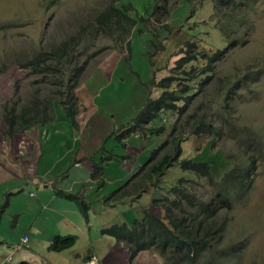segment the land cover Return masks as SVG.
<instances>
[{
  "label": "rangeland",
  "instance_id": "1",
  "mask_svg": "<svg viewBox=\"0 0 264 264\" xmlns=\"http://www.w3.org/2000/svg\"><path fill=\"white\" fill-rule=\"evenodd\" d=\"M53 1L55 0H0V144L5 142L15 156H22L24 161L19 164L23 168H28L34 163L33 167L37 168L40 165L39 158L42 161L41 169L49 168L52 162L44 158L45 154L47 155L50 150L57 151L68 144H73L77 145L73 158H76L79 146L80 159L96 154L105 157H130L135 160L133 163L122 160L119 162L116 158L112 163L106 160L105 165L112 170L114 168L112 166L117 164L115 172L124 171V180L120 179V185L132 177L140 156H147L145 150L148 148L149 139L143 135L141 137L133 135L124 142H117L114 137L105 145L104 142L116 131H120L118 134L120 137L126 134L127 129L123 128L130 129L135 126L138 114L145 108L149 98L156 99L166 90L153 74L163 78L168 74V68H174L177 59H174L173 55L185 45L186 34H194L205 42V46L214 45L223 51L222 59L218 63H212V57L209 59L210 66H214V75L206 87L207 97L211 89L213 94L215 85L220 81L228 82L229 75L246 81L249 88L242 90L245 99H240L238 105L239 124L250 127L261 139L264 137V0H248L250 6L247 16L243 17L245 24L242 30L238 24L232 26L223 24L218 27V20L222 19L225 22L226 19L222 17L223 13L214 12L212 0H160L159 3H155V0H57L54 3ZM163 1L166 3L163 4ZM127 6L132 10L134 18L137 20L144 18L148 22L147 28L140 24L135 29L131 50L125 49L124 53L105 38L97 40L93 49L90 44V52L97 55L91 59L77 86L67 81L64 89L55 87L46 73L33 75L32 67H22L36 55L50 50L62 41L72 42L69 37L85 27L88 28L91 21L99 17L101 11L111 7L124 10ZM230 16L241 17L240 14ZM221 28L228 33L233 32L234 38L231 43L236 40L237 44L244 42V46L236 45L231 49L230 45L227 47L229 41ZM180 31L183 36L179 34ZM168 37L171 39L167 42L165 50L153 56L156 52L153 48L155 44H158V50L162 49L161 45ZM88 41L85 38L81 44L78 40V45L83 47ZM150 52L152 53L149 54ZM84 61L83 56L80 64L82 65ZM114 66V71L110 75H105ZM178 67L176 65L175 70H172L175 76L182 70L177 69ZM106 79L109 80L108 84H104ZM92 86L90 91L95 93L92 101L87 100L84 104L75 102L76 106L80 107L78 119L81 125L79 129H75L66 116V106L56 101L67 98L71 92L76 95V90L79 96L82 91ZM35 95L40 97L42 105L48 107L52 122L37 125L34 130L25 132L23 136L18 135L11 141L6 139L8 126L4 107L18 103V107L23 108ZM213 105L209 101L205 102L199 95L191 105L190 114L200 115L206 106L212 110ZM216 112L229 118L233 123L237 120L231 112L222 113L218 110ZM164 120L167 121L165 126L169 130L172 123L168 111L154 119L151 126L156 127ZM227 131H229L227 140L223 141L189 138L182 145V157L174 164L184 159L210 162L211 176L217 181L221 180L225 172L233 166V162L227 160L225 156H236L233 149L235 139L231 136L230 130ZM147 132L150 133L149 130ZM122 143L125 147L121 145ZM260 147L262 150L260 148L258 150L259 170L255 186L246 202L236 205L229 216L224 242L230 245L238 244L241 248L233 264H264V140ZM168 149L174 156L171 147ZM222 150H225L227 155H224ZM9 152L6 149V155ZM163 155L160 154L159 158L161 159ZM92 163L85 161L83 165L77 162L72 164L70 169L89 170L92 169ZM77 164H80V167H76ZM27 171L31 176H37V171L31 166ZM181 179L191 185L204 199L212 197V187L206 185L205 188H201L205 184L204 180L197 181L194 174L185 172L176 165L158 180L157 187H153L134 205L127 197H122L120 204L102 210L92 204L89 220L84 217L76 203L67 200V203L52 206L53 209L61 210L65 209L64 204H68L70 207L67 208V215H64L65 223L73 226H77V215L74 210L80 212L81 222H84L86 229L79 230L74 236L83 237L77 240L85 243L83 259L94 254L95 257H92L95 264H165L164 259L153 251L142 253L131 262L127 248L111 237L104 236L101 231L107 224H120L121 216L127 223L132 224L135 222L134 218L142 217L145 210L163 218L164 210L154 206L153 200L162 196L169 197V192ZM135 182V177H132L129 183ZM107 183L110 187L112 184L117 185L118 182L113 181L111 176ZM32 185H24V192H20L14 198L13 207L24 210L20 211L19 219L25 218V212L31 216L42 215L43 218L47 216L40 205L43 203L42 199L37 202L29 196ZM130 187L135 188L132 185ZM109 191L110 189L107 191L106 188L101 193L97 192L96 196L102 193L106 195ZM118 194L116 193V196ZM100 204H103V201ZM17 218L18 216L7 218L1 225L0 230L8 238L10 228H13ZM87 221L91 224L88 225ZM37 229L41 231V228ZM90 229L95 230L89 235ZM39 237L45 240V236ZM10 238L13 239L14 236ZM31 239L30 245L37 247L38 237L32 236ZM39 246L44 247L38 248H46V242L39 243ZM72 258L74 259V256ZM196 264H200V261Z\"/></svg>",
  "mask_w": 264,
  "mask_h": 264
},
{
  "label": "trees",
  "instance_id": "2",
  "mask_svg": "<svg viewBox=\"0 0 264 264\" xmlns=\"http://www.w3.org/2000/svg\"><path fill=\"white\" fill-rule=\"evenodd\" d=\"M159 2L160 0H155V3ZM162 3L165 4L166 1ZM212 3H214V12L223 13L222 17L226 19L225 22L219 19L218 27L223 26V24L226 26L238 24L242 30L245 24L243 17L247 16V10L250 6L248 0H212ZM131 11L128 6L124 10L111 7L101 11L99 17L93 19L88 28L85 27L79 33L69 37L72 42L64 40L50 50L36 55L34 59L23 64L22 67H32L33 75L46 73L51 78V84L55 87L64 89L67 81L77 86L91 59L97 55L90 52L96 47L97 40L100 38L108 39L116 46V49L123 53L125 49L131 50V39L135 29L140 24L147 28L148 22L144 18L137 20L132 16ZM231 14H240L241 17L233 18L230 16ZM221 31L228 39L227 47L230 45V49L236 45L244 46V42L237 44L236 40L231 43L234 38L233 32L228 33L223 28ZM179 34L182 35L183 33L180 31ZM85 38L89 40L86 42L87 45L80 47L78 40L82 44ZM186 38L185 45L179 51L176 50L175 55H173V58L177 59L173 70L178 65L177 69H182L181 72L177 76L170 75L160 79V85L166 90L162 91L155 100L149 98L145 108L138 114L135 126L118 139H124L137 130L144 131L147 125L166 111H169L171 115L174 114L177 119L172 126L169 139L167 137L160 147L153 148L149 154L151 161L139 168L132 176L136 179L133 186L138 191V195L132 202L149 191V189H144L142 183L149 181V187H157L158 180L175 165H178L181 170L207 181V185L209 182L213 188L212 197L208 201L203 200L189 184L184 183V180L181 179L169 192V197L162 196L160 199L153 200L154 206L164 210V218L144 211L142 217L136 219L133 224L113 225L105 228L103 234L124 244L132 258L142 252L153 251L164 259L165 264H196L198 261L200 264H233L241 252V248L238 244H226L224 242L225 234L229 225L230 213L236 205H242L246 202L255 186L259 170L258 150L259 148L262 150L260 147L261 138L250 127L240 126L237 118L233 123L229 118L216 112L217 110L222 113L231 112L235 117L233 105L237 101L236 98L240 97L238 91L249 88V84L240 80L228 88L225 87L224 81H220L215 85L213 94L211 89L207 97L205 94L206 87L210 84L211 79L213 80L214 75V66H210L209 59L212 57V63H218L222 59L223 51L214 45L205 46V42L198 39L194 34H186ZM170 39L171 37H168L165 40L161 45L162 49L159 48L160 50L157 49L158 44H155L153 48L156 49V52L153 56H157L165 50ZM90 44L91 49H89ZM83 56L85 61L81 65L80 60ZM113 71L112 68L105 75H110ZM108 83L109 80L106 79L104 84ZM182 86L184 87L181 88ZM92 88L93 86L85 89L79 96L76 90V95L71 92L67 98H61L60 102L56 101V103L66 106V116L75 129H79L81 126L78 119L80 107H77L75 102L92 101L94 98V93L90 91ZM199 95L204 98L205 102L209 101L214 104L212 110L206 106L202 114H190L191 105ZM29 101L28 105L23 108H19L18 103L4 107L5 120L8 126L6 139L11 141L17 134L30 132L37 125L42 126L52 122L48 107L42 105L38 95ZM164 130L163 125L149 128L154 137H160ZM227 130H230L231 136L235 139L237 150L236 156H227L235 164L220 181H216L211 176V164L208 162H194L184 159L174 164L181 156V143L188 136L209 137L215 141L217 139L224 140L229 132ZM111 137L115 139L117 136L112 133L109 139ZM121 145L125 147L123 143ZM168 147H171L174 156ZM9 149L12 150L10 147ZM160 154H164L161 159L159 158ZM116 158L118 159V157ZM122 158L128 159L127 157ZM5 159L6 155L0 149V163L2 164ZM97 170L96 167L95 172H93L94 176L99 173ZM123 176H125L124 171L120 173V179L124 180ZM131 178L120 185L119 189L122 188L120 196L119 198H111L113 199L112 203L129 197ZM59 195L76 202L88 220L90 206L84 203L85 200L82 201L80 195L63 193H59ZM8 209L9 200L6 198L0 208V226ZM26 236L28 235L26 234ZM31 241L29 236L26 243L22 238L20 242L16 243V247L24 249L27 247L25 245L31 244ZM39 243L37 247H44L39 246ZM75 243L76 237L73 236L56 237L52 241L51 249L59 252L73 247ZM30 247L36 246L30 245Z\"/></svg>",
  "mask_w": 264,
  "mask_h": 264
},
{
  "label": "crops",
  "instance_id": "3",
  "mask_svg": "<svg viewBox=\"0 0 264 264\" xmlns=\"http://www.w3.org/2000/svg\"><path fill=\"white\" fill-rule=\"evenodd\" d=\"M18 135L23 136V134H17L16 136ZM75 146L77 147V145L68 144L60 150L48 151L44 158L50 159L52 165L49 168L41 169L40 165L42 161L41 158H39L38 161L40 165L38 164V169L33 167L35 163L30 165L32 169L37 171V176H31L27 171L30 169V166L28 168H23L19 164L24 161L22 156H15L13 151L10 150L5 143L0 144V149L5 155L6 149L10 151L6 155V159L3 163H0V208L6 198L9 200V209L3 218L2 224L7 218L18 216L13 228H10L9 237L14 236L13 239L5 236L4 232L0 230V264H81L82 251L85 248V243L81 241H76L74 248L63 252H53L50 250V244L56 237L73 236L78 240L83 237L78 236L77 238V236L74 235L78 234L79 230L86 229L84 222H81L80 212H75V210L74 213L77 215V226L65 223L64 215H67V208L70 207L68 204H64L65 209H53V204L67 203L66 199L56 197V191L78 194L82 196L83 199H86V202L90 206L95 204L96 207L102 210L106 207H114L115 203H112V200L116 197L119 198V194L116 196V193H120L121 188L119 189L120 173L115 172L117 164L112 166L114 167L112 170H109L105 165L106 160H108L109 163L116 160L115 156L105 157L97 156L96 154V156L94 155L93 157L89 156L80 159L81 146H79L76 158H73L76 151ZM94 157L97 159H94ZM143 159L144 157L141 155L137 166ZM100 160L103 161L100 162ZM85 161L93 162L91 165L92 169H70L72 164L81 162L84 165ZM132 161L134 162L135 160ZM68 164L70 165L67 167ZM79 165L80 164H77L76 167H80ZM96 167L99 173L94 176L93 172H95ZM111 176L113 177V181H117L118 183L117 185L112 184L108 187L107 181L110 180ZM29 184H33L30 192L34 194L37 193L39 196L37 200H34L29 194L30 198L37 202L40 201V199L43 201L40 205L42 206L43 212L45 211L47 214L45 218H43L42 215L31 216L25 212V218L19 219L20 211L24 210L13 207L14 198L17 197L20 192H24V185L28 186ZM106 188L107 191L110 189L109 193H106V195L102 193L100 196H96L97 192L101 193ZM102 201L103 204H100ZM90 224L91 223L88 221V225ZM37 227L41 228V231H39ZM94 230L95 229H90L89 235L92 234ZM26 234L29 237L45 236V240L38 237V242H46V248H32L30 244H27L25 245L27 247H24V249L16 251V243L20 242ZM72 256L76 259L74 260ZM10 257L11 261H9Z\"/></svg>",
  "mask_w": 264,
  "mask_h": 264
},
{
  "label": "clouds",
  "instance_id": "4",
  "mask_svg": "<svg viewBox=\"0 0 264 264\" xmlns=\"http://www.w3.org/2000/svg\"><path fill=\"white\" fill-rule=\"evenodd\" d=\"M55 1H57V0H55ZM55 1H53V3L55 2ZM134 36V35H133ZM133 38V37H132ZM131 43H132V39H131ZM124 53V52H123ZM175 55V54H174ZM175 67V66H174ZM114 68H115V66L113 67V70H114ZM172 70H173V68H168V74L166 75L167 77L168 76H170V75H173L172 74ZM175 70V69H174ZM171 71V72H170ZM154 75V78L155 79H157L158 80V82L160 81V79L161 78H159L158 77V74L156 75V74H153ZM243 81L242 79H240V78H234L232 75H229V79H228V82H225L224 81V85H225V87H228V88H230L231 86H232V84L233 83H235V82H237V81ZM244 83L246 82V81H243ZM88 89V88H87ZM248 89V88H247ZM243 90V89H242ZM242 90L241 91H238V96H242ZM95 94V93H94ZM240 97H237L236 98V102H234V111H235V117L239 120V116H238V105L240 104V99L242 98V99H245V97L244 96H242L241 98ZM151 99H152V97H150ZM93 100V99H92ZM155 100V99H154ZM85 102H81V104H84ZM169 112V111H168ZM176 116L173 114V115H171V113L169 112V120H170V123H172V126H173V124L174 123H176ZM165 122H167L166 120H164L161 124H159L158 126H160V125H163L164 127H165V130H164V132H163V134L162 135H160V137H157V139H155V137L153 136V135H151V133H148L147 132V130H149V128L150 127H152L151 126V123L149 124V125H147L146 126V128H144V131H140V130H137L136 132H134V133H131L130 134V136H128V137H126V138H124V139H121V140H119L118 139V137H120L118 134H119V132L120 131H116V132H114L115 134L117 133V135H115V136H117L116 138L118 139L117 140V142L119 141V142H124L127 138H129V137H131V136H133V135H136L137 137H141V135H143V136H145L147 139H149V143H148V148L145 150V154L147 155V156H144V159L141 161V163L136 167V171L132 174V175H134L136 172H137V170H139V168H141L143 165H145V164H147L148 162H150L151 161V158L149 159V154H150V152L152 151V149L153 148H157V147H160L161 146V144L165 141V139L168 137V139H169V136L171 135V131H172V126H171V128L168 130L167 128H166V126H165ZM123 129H127L126 130V132L129 130L128 128H123ZM131 129V128H130ZM138 134V135H137ZM109 137H110V135L106 138V140H105V142H104V145L107 143V141H108V139H109ZM191 137H197V138H201V139H210V140H212V142H215V140H213L212 138H209V137H198V136H188L182 143H181V150H182V153H181V156H180V158L182 157V154H183V149H182V145H183V143L184 142H186L189 138H191ZM115 138V139H116ZM224 140H227V137L224 139ZM263 140H264V137H262V139H261V142L263 143ZM153 141H155L156 143H154ZM158 141H163V142H161V143H159ZM219 141H223V140H219ZM234 142V144H236V142H235V140L233 141ZM156 146V147H155ZM233 149H234V151H236L237 149L235 148V145L233 146ZM222 152H223V154L224 155H227L226 153H225V150H222ZM116 157H118V156H115V159H116ZM122 157H126V156H121V157H118V160H119V162H120V160H122V162H133L132 161V159L130 158V157H127L128 159H126V158H122ZM179 158V159H180ZM225 158L227 159V160H230V159H228L227 158V156H225ZM182 161V160H181ZM230 161H232L233 162V166H234V161L233 160H230ZM130 162V163H131ZM208 163H210V162H208ZM211 164V163H210ZM176 166V165H175ZM178 166V165H177ZM233 166L229 169V170H231L232 168H233ZM174 167V166H173ZM171 169V168H170ZM228 170V171H229ZM228 171H226V172H228ZM225 172V173H226ZM225 175V174H224ZM131 178V177H130ZM195 179H197V181H201V179H199V178H197V177H195ZM217 181V180H216ZM220 181V180H219ZM101 183V182H100ZM143 184V187H144V189H149V191L153 188V187H149V181H145L144 183H142ZM132 186H133V184H131ZM206 185H207V181H205V184H203L202 186H201V188H205L206 187ZM191 186V185H190ZM208 186L209 187H212L210 184H209V182H208ZM192 187V186H191ZM212 190H213V188H212ZM149 191H147V192H145V193H143L142 195H141V197L139 198V199H143L144 198V196H145V194H147ZM59 193H63V194H71V195H73L74 193H66V192H63V191H56V196L59 198H64V199H66V200H69L70 201V199H67L66 197H63V196H61V195H59ZM121 193V192H120ZM120 193H119V196H120ZM195 193L199 196V197H201L203 200H206V201H208L209 199H204L201 195H199L196 191H195ZM31 196H32V198L34 199V200H37L38 198H39V196H38V194L37 193H32V192H30L29 193ZM138 195V191H136V188H131L130 187V195H128L129 197H127L128 199H130L131 200V204L132 205H134L135 203H136V201H138L139 199H136V201H134V202H132V200H135V197ZM81 198H82V196H80ZM248 198H249V196H248ZM85 200V201H84ZM119 200V199H118ZM72 202H73V200H71ZM82 201H84V203L85 204H88L87 202H86V199H83L82 198ZM73 203H76V202H73ZM121 203V201H117V202H115V204H120ZM77 204V203H76ZM89 205V204H88ZM90 206V205H89ZM157 207V206H156ZM92 209V206H90V213H91V210ZM146 211V210H145ZM150 212V211H149ZM150 213H152V212H150ZM157 216V215H156ZM141 218V217H140ZM140 218H134V221L136 220V219H140ZM164 218V217H163ZM121 219H122V221L120 222V224H107V225H105V227H104V229L105 228H108V227H111V226H113V225H121V224H124V223H127L125 220H123V218H122V216H121ZM88 220H89V216H88ZM88 222V221H87ZM127 224H129V223H127ZM133 224V223H132ZM129 225H131V224H129ZM103 229V230H104ZM103 230L101 231L102 233H103ZM104 235V234H103ZM105 236V235H104ZM24 238H26L27 240H28V236H25ZM24 238H23V241H24ZM112 238V237H111ZM112 239H114V238H112ZM115 240V239H114ZM76 241H77V239H76ZM117 243H119L117 240H115ZM25 243L27 242V241H24ZM51 244H52V242H51ZM51 244H50V250L51 251H53L52 249H51ZM76 244V243H75ZM74 244V245H75ZM120 244H122V243H120ZM124 245V244H123ZM125 246V245H124ZM16 247V246H15ZM126 247V246H125ZM72 248H74V246L73 247H71V248H69V249H72ZM127 248V247H126ZM69 249H64L63 251H65V250H69ZM15 250L16 251H18L19 249L16 247L15 248ZM127 250H128V248H127ZM63 251H59V252H63ZM53 252H55V251H53ZM128 252H129V250H128ZM146 252H150V251H145V252H142V253H146ZM142 253H140V254H142ZM129 254H130V252H129ZM140 254H138L135 258H132V256H130V259H131V262L134 260V259H136ZM131 255V254H130ZM92 256H94V255H89L88 257H86L85 259H83V257H82V261L80 262L81 264H95V262H94V260H93V257ZM95 257V256H94ZM76 258L74 257V260H75Z\"/></svg>",
  "mask_w": 264,
  "mask_h": 264
},
{
  "label": "built area",
  "instance_id": "5",
  "mask_svg": "<svg viewBox=\"0 0 264 264\" xmlns=\"http://www.w3.org/2000/svg\"><path fill=\"white\" fill-rule=\"evenodd\" d=\"M24 241H27V239H26V238H24Z\"/></svg>",
  "mask_w": 264,
  "mask_h": 264
}]
</instances>
